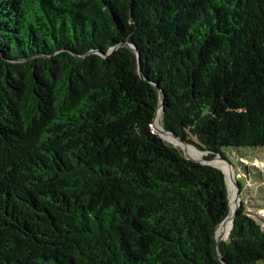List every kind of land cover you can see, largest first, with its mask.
<instances>
[{"label":"trees","instance_id":"1","mask_svg":"<svg viewBox=\"0 0 264 264\" xmlns=\"http://www.w3.org/2000/svg\"><path fill=\"white\" fill-rule=\"evenodd\" d=\"M160 104L209 156L263 148L264 0H0V264H261L242 204L217 256L224 177Z\"/></svg>","mask_w":264,"mask_h":264},{"label":"rangeland","instance_id":"2","mask_svg":"<svg viewBox=\"0 0 264 264\" xmlns=\"http://www.w3.org/2000/svg\"><path fill=\"white\" fill-rule=\"evenodd\" d=\"M152 130L166 143L177 148L180 147L181 152L186 158L188 156L196 160H202L204 164H208L221 170L223 174L224 168L225 170H228L233 176V180L230 178L229 185L226 181L228 194L230 193V197L233 194V199L235 200V179L241 186V189L239 187L238 192L239 203L245 207L247 215L264 231V147L254 150L224 148L223 151L226 153L225 155L232 166L229 168L217 157L209 156V154L204 153L191 144H185L184 149L182 145L167 134L166 130L164 131L167 134V138L156 126H154ZM220 226L217 228L216 232H218ZM224 240L225 239L222 241ZM261 264H264V261Z\"/></svg>","mask_w":264,"mask_h":264},{"label":"water","instance_id":"3","mask_svg":"<svg viewBox=\"0 0 264 264\" xmlns=\"http://www.w3.org/2000/svg\"><path fill=\"white\" fill-rule=\"evenodd\" d=\"M125 46H127L128 48H130L132 51H134L135 52V54H136V59H137V62H138V66H137V70H138V75L140 76V78H142V76H141V73H140V65H139V55H138V53H137V51H136V49H135V47H133V46H131L130 44H125ZM114 49H111V50H109L108 51V54H110L112 51H113ZM162 110V105L160 104L159 105V107H158V109H157V111H156V113H155V116H154V119H153V122H152V125H151V128L153 129V123H154V120H155V117H156V115H157V113L159 112V111H161ZM174 140H176L180 145H182L183 147H184V149H185V143H183V142H181L172 132H169V131H166ZM179 149H180V147H179ZM181 150V149H180ZM204 153H207V152H204ZM208 154V153H207ZM215 157H217L221 162H223V163H225L229 168L230 167H232L231 166V164H230V162L227 160V159H225V158H223V157H221L220 155H215ZM187 159L188 160H191V161H193V162H197V163H200V164H203V165H207V166H210V165H208V164H204L203 163V161L202 160H196V159H191L190 157H188L187 156ZM211 167H213V166H211ZM213 168H215V167H213ZM215 169H217V168H215ZM217 170H219V169H217ZM221 173H222V175H223V177H224V182H225V185H226V180H225V176H224V174H223V172L221 171V170H219ZM234 186H235V201L237 202V206H236V209L238 208V207H240V203H239V186H238V183L237 182H235V184H234ZM226 188H227V186H226ZM228 199H229V194H228ZM236 209L234 210V212H233V214H232V216H231V224H230V230H229V233H230V231H231V228H232V226H233V219H234V215H235V211H236ZM229 210H230V202H228V214H227V216L225 217V219L218 225V227L227 219V217H228V215H229ZM217 227V228H218ZM216 228V229H217ZM215 232H216V230H215ZM215 232H214V240H215V243H216V254H217V256L219 257V254H218V250H217V246H218V241L215 239ZM229 233H228V235H229ZM228 235H227V237H228ZM227 237L225 238V240L227 239ZM220 258V257H219Z\"/></svg>","mask_w":264,"mask_h":264},{"label":"bare ground","instance_id":"4","mask_svg":"<svg viewBox=\"0 0 264 264\" xmlns=\"http://www.w3.org/2000/svg\"><path fill=\"white\" fill-rule=\"evenodd\" d=\"M160 113L161 112L159 111L157 113L156 117H155V120H154V123H153V128H154V126H156L158 128V130L163 132V135L167 138V134L168 133L167 134L165 133L163 127L160 124ZM191 159H193V158H191ZM223 170H224V175H225V178H226L225 180L228 182V185H229L230 184V178L233 180V176H232V174L230 172H228V170H225V168ZM235 182H236V180L234 179V184H235ZM229 197H230V193H229ZM233 197L234 196L232 194L231 197H230V200H229V202H230L229 215H228L227 219L222 223L220 228L218 229V232H216L215 239L218 242L222 241L224 237L226 238L228 233H229L230 224H231V216H232V214H233V212H234V210L236 209V206H237V202L233 199Z\"/></svg>","mask_w":264,"mask_h":264}]
</instances>
